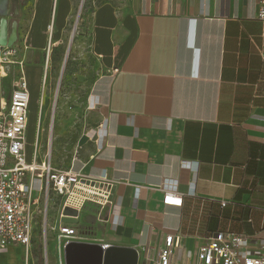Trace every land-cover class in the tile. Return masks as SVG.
<instances>
[{"label": "crops", "instance_id": "0c3cea01", "mask_svg": "<svg viewBox=\"0 0 264 264\" xmlns=\"http://www.w3.org/2000/svg\"><path fill=\"white\" fill-rule=\"evenodd\" d=\"M21 1L28 9L9 20V32L16 23L30 92L28 129L38 98L39 129L50 53L62 42L77 0ZM94 1L84 9L76 48L89 40L95 60L86 109L93 110L96 137L85 133L61 169L113 185L100 242L133 247L142 264H154L165 235H179L173 263L188 264L216 231L264 241L258 0ZM31 155L26 152L28 161ZM166 190L181 193V204H164Z\"/></svg>", "mask_w": 264, "mask_h": 264}, {"label": "built area", "instance_id": "2783aa9c", "mask_svg": "<svg viewBox=\"0 0 264 264\" xmlns=\"http://www.w3.org/2000/svg\"><path fill=\"white\" fill-rule=\"evenodd\" d=\"M256 17L264 21V0H258ZM15 52L12 45L0 49V80L10 75L13 66L17 67L9 81L11 91L8 99L3 100L0 97V250L12 245H21L28 253L37 237H40L39 240L44 246L42 230L47 224V205L50 198L55 197L59 207L54 224L49 228L58 232L59 250L55 264H65V244L71 240H82L73 226L61 221L63 207L67 206L80 212L87 201L109 203L110 189L98 187L95 182L103 181L109 185L111 182L88 177L70 168L53 167L50 140L43 158L37 161L36 141L31 160H27L25 147L30 92L24 59H15ZM52 128L51 119L50 132ZM189 193H193L192 186ZM43 198L44 207L40 206L39 202ZM181 200V193L166 190L162 202L180 205ZM181 238L179 235H165L154 264H174L173 255L181 246ZM135 250L136 264H142L139 253ZM189 260L188 264H264V241L253 240L244 233L216 231L206 242L197 246ZM44 264H48L46 256Z\"/></svg>", "mask_w": 264, "mask_h": 264}, {"label": "rangeland", "instance_id": "374dc122", "mask_svg": "<svg viewBox=\"0 0 264 264\" xmlns=\"http://www.w3.org/2000/svg\"><path fill=\"white\" fill-rule=\"evenodd\" d=\"M102 0H95L93 4H99ZM15 5L20 8L17 13H14ZM86 7V9H85ZM91 7L89 0H77L75 3V10L70 19L69 25L66 27L62 42L57 45L50 53V63L48 67V75L43 82V86L40 88V95L43 94V114L41 115L44 121V126L37 129V117H38V104L39 98L35 106L32 108L30 125L27 130L26 137V152L28 157L33 150L35 142L37 141V161L43 158V154L49 145L52 165L55 168H64L70 160L73 150L79 144V141L84 139L85 133L91 140L96 137V121L91 111L86 109L87 95L92 78L96 75L94 69L95 60L90 52L89 40L85 41L83 47L78 50V32L81 27V19L83 17L84 9L87 10ZM28 9L27 1L13 0L10 3L9 14L7 16L8 21L13 17H19L26 14ZM79 13V17H78ZM75 31L72 41L68 49V55L64 62V55L71 39L73 28ZM15 47V59H20L23 55V48L17 42L13 45ZM46 55L39 54L38 62L45 65ZM34 59H29L33 61ZM26 63V62H25ZM13 72L5 78L4 83H8ZM45 115V116H44ZM51 119L53 120V128L49 131V124ZM60 124V129L58 128ZM38 131V135H37ZM37 139V140H36ZM42 198V197H41ZM55 197H51L47 205V224L46 228L42 230L44 234V243L42 246V264L45 263V256L48 260V264H55L58 256L59 244H58V232L51 230L49 227L54 224V218L57 216L58 201ZM40 206H45V200L43 198L39 200ZM107 204L97 203L95 201H87L79 217L88 214L94 217V220L90 222L87 228V232L83 236H79L77 229H75L77 236L83 241H96L100 242L103 239L105 233L106 223L108 221ZM40 237L35 240L39 241ZM43 240V235H42ZM34 243L26 253L25 249L19 248H7L0 250V264H36L35 258L31 252L34 247Z\"/></svg>", "mask_w": 264, "mask_h": 264}, {"label": "water", "instance_id": "95a60500", "mask_svg": "<svg viewBox=\"0 0 264 264\" xmlns=\"http://www.w3.org/2000/svg\"><path fill=\"white\" fill-rule=\"evenodd\" d=\"M13 0H0V49L3 46H11L17 39L16 23H12V29L9 32V14L10 3ZM83 0H81L82 5ZM79 16V13H78ZM75 27L72 31V36ZM72 36L64 55V62L68 55V49L72 41ZM1 97V85H0ZM98 187H107L110 194L113 192V185L105 182H95ZM111 198V197H110ZM61 221L64 223H75L78 220L79 212L70 207H63L61 211ZM136 250L130 246L102 244L96 241L71 240L64 247L65 264H136Z\"/></svg>", "mask_w": 264, "mask_h": 264}, {"label": "trees", "instance_id": "16d2710c", "mask_svg": "<svg viewBox=\"0 0 264 264\" xmlns=\"http://www.w3.org/2000/svg\"><path fill=\"white\" fill-rule=\"evenodd\" d=\"M94 220V217L91 216H83L79 217L77 222L72 224L75 229H77V233L79 236H83L87 232V228L89 226V223ZM38 233L40 234V227L37 229ZM32 254L35 258L36 264H42L43 257H42V244L39 241L35 242V245L32 249Z\"/></svg>", "mask_w": 264, "mask_h": 264}]
</instances>
